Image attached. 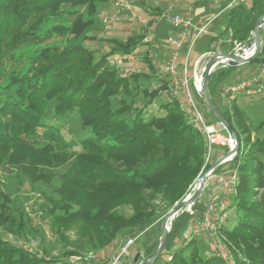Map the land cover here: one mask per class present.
I'll return each instance as SVG.
<instances>
[{
    "label": "trees",
    "instance_id": "trees-1",
    "mask_svg": "<svg viewBox=\"0 0 264 264\" xmlns=\"http://www.w3.org/2000/svg\"><path fill=\"white\" fill-rule=\"evenodd\" d=\"M109 1L0 0V170L11 169L51 190L42 192L40 212L61 244L59 255H49L0 236V264H70L63 261L68 255L103 250L124 231L131 230L133 238L156 221L160 224L211 165L204 166L203 137L178 101L163 99L157 108L161 115L148 112L167 88L165 81L155 89L143 88V82L156 83L157 78L143 73L122 76L109 65L111 55L129 54L139 47L143 35L113 40L115 47L98 58L82 43L42 47L55 35H84L98 7ZM263 13L264 0H249L247 8L236 4L225 9L217 19L222 23L220 34L209 42L226 37L246 48ZM64 14L75 17L69 26H45ZM27 46L41 48L24 57L18 51ZM145 63L153 71L147 56ZM246 65L258 69L264 65V47ZM238 69L219 65L209 75L208 93L217 108L213 97L232 83ZM117 97L122 99L115 107ZM237 99L224 110L218 108L239 147L231 161L214 170L236 174L226 198V210L234 221L221 225L217 234L231 264H264V139L259 136L264 123L252 127ZM71 114L78 127L66 131L64 119ZM74 145L80 150L73 151ZM196 201L191 211L198 210ZM12 205V197L0 185V227L16 234L23 228ZM123 207L129 208L128 216L119 212ZM192 221L187 211L172 220L164 249L153 264H226L214 247L182 237ZM158 243H143L140 254L117 264H142L155 254Z\"/></svg>",
    "mask_w": 264,
    "mask_h": 264
},
{
    "label": "rangeland",
    "instance_id": "rangeland-1",
    "mask_svg": "<svg viewBox=\"0 0 264 264\" xmlns=\"http://www.w3.org/2000/svg\"><path fill=\"white\" fill-rule=\"evenodd\" d=\"M225 1V0H224ZM128 3L130 10H123L120 7L119 0H111L106 4H103L98 7L97 13L91 17L93 23L91 27L85 32L84 35L87 37H92L93 40H86L84 39V35H82L79 38H74L71 35H55L51 37L50 39L43 42V46H55L58 48L65 47L70 44H77L82 43L87 48L95 51V58H98L105 52L109 51L113 47H115V44L112 42L113 40L117 41H124L127 37L130 36H136L137 38H141V35L144 37L147 35L152 36V38H155V33L158 37L162 38V40L166 39L170 32L171 27L166 23V21L162 18H160V15L157 16L153 13L155 5L149 3L147 0H126ZM203 3V2H199ZM198 4V2H197ZM167 6H160L159 9L165 8ZM203 7L206 10L213 9L210 5L204 4ZM64 9V7H63ZM163 10V9H162ZM74 16H68V15H61V17L55 21H49L46 23L45 26H69L72 22ZM221 18H219L220 20ZM217 20L215 21L207 30V33L202 36L198 44L194 46L192 52L188 56L189 64L192 61H196L199 59L202 55L205 56V58L202 60L201 64L199 65V71L204 67L205 63L208 61V57L217 54V53H229L233 49V45L231 41L226 37H221L220 39L212 40L210 43L209 40L212 37H216L220 34V28L222 26V23ZM104 21H107L109 23V28H105ZM264 29V27H263ZM262 29L261 33L263 34L264 30ZM172 36V35H170ZM143 37V38H144ZM207 51L201 52L203 47L205 49V46L208 45ZM144 46V47H143ZM142 48L138 49L137 55V62L135 64L136 73H143V70L146 69V63H145V56L151 58V56H154L153 48L150 45H143ZM196 47H199L200 50L198 53L196 52ZM41 46H27L22 48L18 51L19 54L23 55L24 57H31V55L34 53V51L40 49ZM166 49V46H165ZM148 51V53H146ZM157 52V50H156ZM185 52V51H184ZM194 52H196L194 54ZM170 53V52H169ZM115 56H118V54L111 55L109 58H113ZM183 56H185V53L180 56L182 57L181 60L183 61ZM168 57V55H167ZM168 58L163 60V66L165 65ZM19 64H12L10 67L18 66ZM190 64L189 70L191 73V69L193 66ZM194 65V63H193ZM111 66V65H110ZM114 69L117 70V73L119 75H122L120 73V69L123 70L125 74L130 71L131 66L129 65L128 61H124L121 63L120 66H111ZM258 69L257 65H243L240 66L235 75L232 77L231 81L234 82L237 79L244 78L245 76H248L249 74L255 72ZM193 70V69H192ZM143 88H157L159 85H151L148 82L142 83ZM228 85L220 87L216 95L213 97L214 102L220 108V110H224L225 106H227V103L229 102L227 100V89ZM138 98H141V94H139ZM137 98V99H138ZM122 99V97H117L114 100V106H117V101ZM162 93L160 95V98L156 100L152 106L151 114L153 115H161L162 112L157 110L158 105L163 101ZM125 100L128 102L129 99L125 98ZM197 100V98H196ZM199 103V101L197 100ZM237 105L241 107L242 109H245L249 119L250 124L252 127L259 125L260 123H264V92L261 95L248 98V97H240L237 99ZM222 104V106H221ZM204 114L206 116V119L212 123L216 124L215 119L212 117L210 113L207 112L205 108H203ZM63 127L66 131H69L70 129H75L78 127V120L75 114L69 115L67 118L64 119ZM217 125V124H216ZM217 128L220 130L221 135L228 138L226 133L222 130L221 126H217ZM259 136L264 139V126L259 132ZM73 151H79V146L74 145ZM218 149L220 156L224 155L227 151L224 147H215L214 150ZM214 161H211L210 164L212 165ZM203 174V173H202ZM201 175V173H200ZM200 175L194 180L193 184L191 185V189L189 193L186 194L189 195L198 178ZM211 182V181H210ZM209 182V183H210ZM0 185L1 189L7 192L12 197L13 205L12 208L15 211L14 215L16 218L22 223L21 229L23 230L20 232L19 230H16V234H12L9 232L4 231L0 227V236L6 240H8L11 244L17 245L20 247H23L29 251L36 252V251H45L49 255H59V251H61V244L58 241L57 237H55L48 226V219L41 214L40 207H41V195L42 192H50L51 190L49 188H46L40 184H34L31 181L18 176L13 170L11 169H4L0 170ZM185 196V197H186ZM227 197H223V195H218L216 198L212 200H208L205 202L202 198H198L195 207L198 209L196 212L191 211L190 214L193 215V221L190 222L187 227L185 228L183 232V236L185 237L186 241L188 240H195L199 242V246H207L209 248H213V239L210 235L209 231H200L199 229V223L202 218V214L204 210L206 209L208 203H215L217 205L223 204V208L217 207V217L216 219L213 218L212 224H217L218 227L221 225H227L230 226L233 224V217L231 213H229L226 210L227 207ZM158 203H156L157 205ZM159 205V204H158ZM191 208V207H190ZM172 207L170 208V210ZM120 213L128 216L130 214V210L127 207H123L118 209ZM169 212V211H168ZM167 212V213H168ZM215 219V220H214ZM169 227V226H168ZM192 230V232L190 231ZM131 230L124 231L119 239L109 245L107 248L99 251L95 250H86V251H80L76 254L68 255L66 258H64L63 261H67L71 264L72 259H76L74 264H111L116 257L121 253V250L125 247L128 241H134L131 246L127 249L128 255L127 258H133L136 254H140L142 252V245L148 244V243H155V241H159L161 236V223L159 224L158 221H156L152 226L147 228L143 233L135 236L132 238L131 236ZM195 232V233H194ZM218 237V234H217ZM219 239V237H218ZM228 252V251H227ZM228 263L231 264L232 258L230 253L228 252ZM78 258V259H77ZM126 258V257H125ZM159 260L158 262H160Z\"/></svg>",
    "mask_w": 264,
    "mask_h": 264
},
{
    "label": "built area",
    "instance_id": "built-area-1",
    "mask_svg": "<svg viewBox=\"0 0 264 264\" xmlns=\"http://www.w3.org/2000/svg\"><path fill=\"white\" fill-rule=\"evenodd\" d=\"M151 2L159 3L163 0H147ZM191 3H197L203 0H188ZM214 1V0H210ZM120 7L123 10H130L128 3L119 0ZM239 4L244 7H249V0H227L225 7L210 16H208L201 25H196L194 19L190 14L184 16L171 15L168 12L163 13L160 18L164 19L166 23L175 31L176 35L173 38H169L166 44L171 47L168 59L163 66L162 70L157 74L160 81H165L167 88L162 91L164 100H176L179 102L181 109L184 110L190 117L193 128L199 132L205 143V155L204 166L210 164L213 157V148L226 147L228 150L231 147V142L228 138L221 135L220 130L215 124L208 123L204 114L203 107L197 102L194 92H198L201 85V71H199V65L205 56H201L194 62L193 70L190 73L188 56L192 52L194 46L198 43L199 39L207 33L208 28L219 18L222 11L230 9L232 6ZM105 28H109V23L104 21ZM264 27V26H263ZM262 27V29H263ZM264 30V29H263ZM252 35V34H251ZM252 37V36H251ZM230 40V39H229ZM155 40L152 36L147 35L142 40V45L155 46ZM233 49L229 54H234L239 57H247V52L251 50V43L246 48L240 47L235 41L231 42ZM185 46V56L183 61L180 62V50ZM139 47L133 52L125 55H118L108 59V63L111 66H120L124 61H128L131 69L127 74L120 69L122 76H127L136 73L135 64L137 62V55ZM210 58V56L208 57ZM225 65V64H218ZM216 66V67H217ZM155 89V88H154ZM264 92V65H262L257 71L245 76L244 78L237 79L227 86V100L232 102L240 97H255L261 95ZM233 159V158H232ZM232 159L224 162L223 164L231 161ZM222 164V165H223ZM221 166V165H220ZM235 172H231L229 175L215 174L214 170L208 175V180L205 186L214 181L219 187L220 194L223 197H227L233 187L235 181ZM217 207L223 208V204L208 203L206 209L202 214V218L199 223L200 231H209L213 239V247L217 250L218 255L228 263V252L225 246L220 242L217 237L218 225L212 224L213 218L217 217ZM187 212H190V208ZM214 219V220H215ZM192 232V230H190ZM195 233V232H194ZM134 241H128L125 247L121 250V253L111 264H117L121 258H127V249ZM78 259V258H77ZM76 259H72L71 264H74Z\"/></svg>",
    "mask_w": 264,
    "mask_h": 264
},
{
    "label": "water",
    "instance_id": "water-1",
    "mask_svg": "<svg viewBox=\"0 0 264 264\" xmlns=\"http://www.w3.org/2000/svg\"><path fill=\"white\" fill-rule=\"evenodd\" d=\"M264 26V13L257 19L254 30L252 32L251 37V53L247 57H239L234 54L229 53H217L212 55L208 61L205 63L203 70L201 72V85L199 91L197 92L198 97L203 103V106L207 110L208 113L212 115L215 121L221 126L222 130L226 133L228 139L231 142L230 149L219 159H217L210 167L200 175L196 184L192 190V192L187 195L181 202L176 204L162 219L161 221V236L159 239L158 247L155 254L145 260L142 264H153L157 257L161 254L164 249L169 228L172 220L177 217L179 214L184 211H188V209L193 205L194 201L201 196V193L205 187V183L208 180V175L211 171L215 170L217 167L222 165L224 162L232 159L236 153L238 152L239 142L236 134L232 130L231 126L222 116L221 112L212 102L209 93H208V77L211 72L216 68L218 64H225L230 67H238L245 64H248L255 59H257L264 47V32L261 33L262 27ZM169 226V227H168Z\"/></svg>",
    "mask_w": 264,
    "mask_h": 264
},
{
    "label": "crops",
    "instance_id": "crops-1",
    "mask_svg": "<svg viewBox=\"0 0 264 264\" xmlns=\"http://www.w3.org/2000/svg\"><path fill=\"white\" fill-rule=\"evenodd\" d=\"M226 1L227 0H225V1L224 0H214V1L203 0V1H199V2H203V3L198 2V4H197V3H191L188 0H163L159 3L151 2V1H149V3L156 6L153 10V13L156 14L157 16H159V15L161 16L165 12H168L171 15H180V16L190 14L194 19V23L196 25H201L208 16L212 15L213 13H216L219 10V8L223 7L225 5ZM123 2H126V0H123ZM204 4L210 5L213 9L206 10L203 7ZM160 6H167V7L162 8L163 9L162 10V9H159ZM170 35H172V36H170ZM175 35H176V33L172 28H171V32H170L169 36L164 40H162V38L158 37L156 33L154 35L155 36L154 40L156 42L155 46L152 47L153 50L155 49L153 51L154 56L153 57L151 56V58L148 59L153 71H151V69L147 65H146V69L143 70V74H148V75L153 74L154 77L157 78L156 83H154V82L149 83L153 86H155L157 84L160 85L159 82H161V81H160V79H158L157 74L163 68V63H162L163 60L168 58L167 55L169 56V54H170L169 52L172 51L171 47L166 44V41L169 38H173ZM142 46L143 45H142V41H141V45L139 46V48H142ZM165 46H166V49H165ZM156 50H157V52H156ZM184 51H185V46L180 50V56H182L184 54ZM194 54H195V52H194ZM148 58H149V55H148ZM181 58L182 57H180V62H182ZM194 62L195 61L191 60V62H190V64H192L191 66H193ZM192 69H191V71H192ZM221 106H222V104H221ZM220 155L221 154H219L218 149L214 150L212 161L215 162L217 159H219L221 157ZM218 195H220L219 187L217 186V184L214 181H211L210 183H208L204 187L200 198H202L205 202H207L208 200H212V199L216 198V196H218Z\"/></svg>",
    "mask_w": 264,
    "mask_h": 264
},
{
    "label": "bare ground",
    "instance_id": "bare-ground-1",
    "mask_svg": "<svg viewBox=\"0 0 264 264\" xmlns=\"http://www.w3.org/2000/svg\"><path fill=\"white\" fill-rule=\"evenodd\" d=\"M252 51L251 50H249L248 52H247V55H250V53H251Z\"/></svg>",
    "mask_w": 264,
    "mask_h": 264
}]
</instances>
